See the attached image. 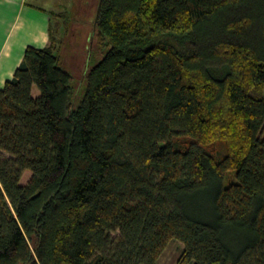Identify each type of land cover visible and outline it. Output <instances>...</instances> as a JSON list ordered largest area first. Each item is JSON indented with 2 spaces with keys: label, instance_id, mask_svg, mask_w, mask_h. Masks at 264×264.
Returning a JSON list of instances; mask_svg holds the SVG:
<instances>
[{
  "label": "trees",
  "instance_id": "trees-1",
  "mask_svg": "<svg viewBox=\"0 0 264 264\" xmlns=\"http://www.w3.org/2000/svg\"><path fill=\"white\" fill-rule=\"evenodd\" d=\"M93 26L81 79L50 23L0 88V264H158L171 239L264 264V0H97Z\"/></svg>",
  "mask_w": 264,
  "mask_h": 264
},
{
  "label": "rangeland",
  "instance_id": "rangeland-1",
  "mask_svg": "<svg viewBox=\"0 0 264 264\" xmlns=\"http://www.w3.org/2000/svg\"><path fill=\"white\" fill-rule=\"evenodd\" d=\"M42 8L48 15L52 31L56 39L63 40L65 46L61 48L65 60L73 56L71 62H64L66 68L81 79L89 68L87 53L96 50L95 42L89 40L93 32V20L96 14L97 0H31ZM92 29V32H91ZM85 44L88 47L85 48ZM102 53L95 52V58H100ZM78 80L76 79V82ZM39 91L33 89V95L37 96ZM183 244L177 239H171L161 255L158 264H178Z\"/></svg>",
  "mask_w": 264,
  "mask_h": 264
},
{
  "label": "crops",
  "instance_id": "crops-1",
  "mask_svg": "<svg viewBox=\"0 0 264 264\" xmlns=\"http://www.w3.org/2000/svg\"><path fill=\"white\" fill-rule=\"evenodd\" d=\"M31 0H0V88L11 78L28 45H49L50 21Z\"/></svg>",
  "mask_w": 264,
  "mask_h": 264
}]
</instances>
